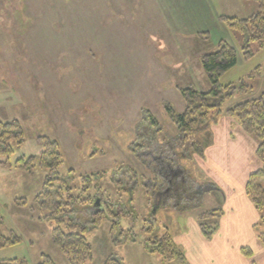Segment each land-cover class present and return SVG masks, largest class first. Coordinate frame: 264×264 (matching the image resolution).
I'll list each match as a JSON object with an SVG mask.
<instances>
[{"label": "rangeland", "instance_id": "obj_1", "mask_svg": "<svg viewBox=\"0 0 264 264\" xmlns=\"http://www.w3.org/2000/svg\"><path fill=\"white\" fill-rule=\"evenodd\" d=\"M256 7V0H0V119H18L24 131V142L11 140L13 153L0 155L2 229L18 237L0 248V261L36 264L44 253L56 264H68L51 241L55 223L40 220L44 211L35 202L48 171L2 164L38 155L43 147L37 138L47 137L62 153L58 174L72 171L67 177L72 194L95 199L92 205L71 204L66 217L85 227L92 247L86 264H104L108 257L123 264H198L167 260L144 246L166 231L196 243L193 223L215 226L216 233L222 214L200 222L199 216L224 205L223 192L205 186L210 180L190 143L174 140L177 130L164 102L179 113L185 104L177 88L208 91L200 57L221 40L238 53L221 84L264 69V39L251 43L253 56L244 60L240 36L224 21L220 27L218 17L244 18ZM202 32L207 35H198ZM250 83L251 91L235 92L222 109L264 92L263 78ZM147 112L157 123H150ZM192 137L202 148L213 143L209 129ZM93 173L84 192L80 178ZM19 198L26 204L18 205ZM106 205L118 212L120 228L131 230L134 241L122 242L118 232L113 236L110 218L91 226L90 214ZM258 228L257 236L264 223ZM214 233L203 237L207 243ZM177 247L184 253V246Z\"/></svg>", "mask_w": 264, "mask_h": 264}, {"label": "trees", "instance_id": "obj_2", "mask_svg": "<svg viewBox=\"0 0 264 264\" xmlns=\"http://www.w3.org/2000/svg\"><path fill=\"white\" fill-rule=\"evenodd\" d=\"M256 5V9L244 18L219 16L229 29L240 36L242 40L240 50L244 60H248L253 56L251 43L257 42L261 45L264 39V0H256ZM199 34L207 35V32ZM237 60L238 53L236 49L224 40L219 41L215 51L205 52L200 57L201 65L209 81L208 91H200L192 86L179 87L177 89L185 104L183 111L175 113L171 105L165 102L164 106L168 110L171 122L177 130L174 140L180 146L190 143V147L199 156L203 155L202 145L192 136L197 132L208 129L222 114L233 117L245 133L257 139L255 155L261 161V166L249 175L246 182V193L259 213V224L255 226L258 231V226L264 223V92L256 98L241 101L227 109H222V107L225 100L231 98L235 92L243 94L251 91L250 81L256 78L264 79V69L257 67L245 79H239L236 83L221 84L220 77L235 66ZM145 114L150 123H157L151 114H148V112ZM11 140L16 145H21L24 142V131L20 121L18 119H0V155L8 157L13 153ZM37 140L43 147L38 155L21 156L16 159L14 164H11L8 160L3 161L2 164L6 167L14 165V167L22 168L29 173L35 167L48 171L41 190L35 196V202L39 209L44 211L40 220L55 223L51 232V241L55 247L66 255L68 264H86L92 258V247L84 236L85 227L79 222L66 217L71 212V208H69L71 204L83 202L86 205H92L95 199L90 197L82 199L72 194L71 185L68 183L69 178H67L72 172L71 170L66 176L58 174L57 170L63 161V157L57 141L47 137H38ZM94 175L95 173L81 176V190L86 192L91 187V177ZM16 202L18 205L26 204L24 198H19ZM100 207L90 214L89 222L92 227L99 226L104 218H110L112 220L111 233L113 236L118 232L119 235L123 236L124 240L122 242L135 240L131 230L120 228V222L117 219L118 212L113 213L107 205L104 209H99ZM221 214L220 209L206 211L200 214L199 222L201 219L205 221V219L218 217ZM2 224L0 215V248L17 243V236L11 234V237H7L4 235ZM199 227L205 238H210L212 233L216 231L215 226L211 227L205 223H200ZM146 230L151 231L150 228H146ZM258 239L264 244V230L258 233ZM122 242H120V239L117 240V243ZM144 246L151 252L160 253L167 260L178 259L184 261V254L177 247L168 231L161 237L154 236L153 242L146 240ZM243 248L245 249L244 255L250 256L252 254L248 247H242L241 249L243 250ZM0 264L28 263L25 259L13 258L1 260ZM36 264L56 263L49 255L42 253L39 262ZM104 264L123 263L116 258L108 257Z\"/></svg>", "mask_w": 264, "mask_h": 264}, {"label": "crops", "instance_id": "obj_3", "mask_svg": "<svg viewBox=\"0 0 264 264\" xmlns=\"http://www.w3.org/2000/svg\"><path fill=\"white\" fill-rule=\"evenodd\" d=\"M238 16L244 17V13ZM219 21L220 27H225L223 21ZM180 30L185 33V30ZM180 37L179 40L183 39L184 43L185 37ZM217 120L208 128L213 135V143L203 148V155L199 158L204 175L210 180L205 186L208 189H220L224 195L219 228L209 240L210 243L206 242L194 223V235L199 241L194 243L189 237L174 238L173 235L172 238L176 245L184 246V258L192 263L264 264V244L255 231L260 220L259 213L246 193L249 175L261 166V161L255 155L257 143L241 129L233 117L222 114ZM205 186L200 185L198 189ZM243 246L252 250L250 256L241 252Z\"/></svg>", "mask_w": 264, "mask_h": 264}, {"label": "flooded vegetation", "instance_id": "obj_4", "mask_svg": "<svg viewBox=\"0 0 264 264\" xmlns=\"http://www.w3.org/2000/svg\"><path fill=\"white\" fill-rule=\"evenodd\" d=\"M175 174V173H174ZM181 183H183V182H181ZM159 187V186H158Z\"/></svg>", "mask_w": 264, "mask_h": 264}]
</instances>
